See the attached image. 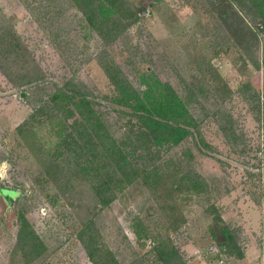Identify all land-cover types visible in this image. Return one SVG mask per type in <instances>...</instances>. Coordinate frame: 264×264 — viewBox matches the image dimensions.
Segmentation results:
<instances>
[{
  "label": "rangeland",
  "instance_id": "1",
  "mask_svg": "<svg viewBox=\"0 0 264 264\" xmlns=\"http://www.w3.org/2000/svg\"><path fill=\"white\" fill-rule=\"evenodd\" d=\"M128 1L140 17L124 27L132 17L121 4L112 14L118 31L105 38L80 8L84 0H0V185L20 189L0 192V264H96L91 248L98 260L165 264L159 241L175 245L184 264H264L263 17L250 0ZM103 59L136 85L154 70L183 96L200 131L152 161L201 174L203 192L169 194L162 181L155 193L136 180L110 205L98 203L78 167L87 148L60 149L72 118L56 115L49 97L72 79L121 136L127 117L112 103ZM215 209L243 256L212 236ZM20 212L37 249L18 243Z\"/></svg>",
  "mask_w": 264,
  "mask_h": 264
},
{
  "label": "trees",
  "instance_id": "2",
  "mask_svg": "<svg viewBox=\"0 0 264 264\" xmlns=\"http://www.w3.org/2000/svg\"><path fill=\"white\" fill-rule=\"evenodd\" d=\"M250 2L264 19V0ZM121 4L131 10L132 18L124 23V27H127L141 15L139 8L131 9L128 0H84L79 6L88 16L90 25L108 38V33L118 31V17L112 14L118 12ZM101 63L115 86L112 103L120 106L123 116L127 117L126 128L121 136L112 132L92 95L72 79L58 84L49 97L50 102L56 106V115L63 116L66 121L72 118L66 124V131L59 143L60 149L68 148L79 153L87 148V154L80 152L81 155H87V158L78 167L92 181L98 203L101 206L110 205L120 191L136 180L143 181L155 193L160 191L162 181L166 182L164 190L169 194L203 192L207 181L201 174L171 173L161 161H152L161 148L179 144L200 131L199 122L183 96L154 70L142 71L141 84L136 85L113 59H103ZM201 141L205 143L204 138ZM146 157H149L148 161H145ZM4 190L20 192L17 187L0 185V192ZM6 197L11 202L15 200L11 195ZM214 213L212 236L222 247L236 249L237 254L243 256L244 251L221 212L215 209ZM19 219L18 243L25 246L32 240L30 247L32 250L37 249L38 234L30 220L23 212H20ZM155 249L165 264H184L175 245L159 241ZM89 254L96 264H104L106 261V258L96 259L92 248ZM111 260L118 263L111 255L106 264L112 263Z\"/></svg>",
  "mask_w": 264,
  "mask_h": 264
}]
</instances>
